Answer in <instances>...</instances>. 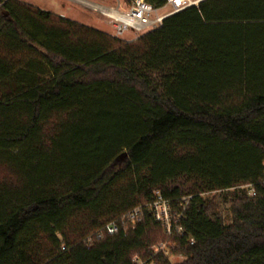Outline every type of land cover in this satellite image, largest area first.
<instances>
[{"label": "trees", "instance_id": "16d2710c", "mask_svg": "<svg viewBox=\"0 0 264 264\" xmlns=\"http://www.w3.org/2000/svg\"><path fill=\"white\" fill-rule=\"evenodd\" d=\"M0 167V264H132L166 241L177 264H264V0H203L131 42L0 0Z\"/></svg>", "mask_w": 264, "mask_h": 264}, {"label": "built area", "instance_id": "2783aa9c", "mask_svg": "<svg viewBox=\"0 0 264 264\" xmlns=\"http://www.w3.org/2000/svg\"><path fill=\"white\" fill-rule=\"evenodd\" d=\"M201 0H166L165 5L160 9H154L150 4L144 0H131L126 8L121 11L117 10H100V12L112 22L113 37L116 39H123L128 33L134 36L127 42L136 40L138 37L146 33L150 29H155L160 26L161 22L184 9L192 6H197ZM162 9H166L164 14H160ZM255 195L252 188H249V196ZM186 205V200H183ZM149 212L152 214L154 220L160 223L168 236L171 235V215L170 205L168 201L164 200L159 194H156L151 204L147 206ZM141 214V207H136L122 217L123 222H128L133 228L134 224L139 221ZM107 235H114L118 226L115 221L106 224L103 228ZM190 244L193 243L189 239ZM170 257L169 243L163 242L155 247L153 256L147 260H141L133 257L132 264H155L154 257L157 255Z\"/></svg>", "mask_w": 264, "mask_h": 264}, {"label": "rangeland", "instance_id": "374dc122", "mask_svg": "<svg viewBox=\"0 0 264 264\" xmlns=\"http://www.w3.org/2000/svg\"><path fill=\"white\" fill-rule=\"evenodd\" d=\"M24 3L32 8L41 11L49 12L55 17L67 19L80 25L98 30L113 37L112 22L107 19L100 10H117L121 11L129 4L128 0H16ZM203 1V0H202ZM166 9H162L159 13L164 14ZM153 30V29H150ZM148 30V31H150ZM147 31V32H148ZM134 36L128 33L121 41H129ZM13 178L8 171L0 167V182H10ZM217 195V194H212ZM228 207V205H227ZM150 238L153 241H159L161 234L157 231L150 233ZM171 264H177L183 261L181 256L169 257Z\"/></svg>", "mask_w": 264, "mask_h": 264}, {"label": "water", "instance_id": "95a60500", "mask_svg": "<svg viewBox=\"0 0 264 264\" xmlns=\"http://www.w3.org/2000/svg\"><path fill=\"white\" fill-rule=\"evenodd\" d=\"M201 1H202V0H201ZM201 1H200V2H201Z\"/></svg>", "mask_w": 264, "mask_h": 264}]
</instances>
